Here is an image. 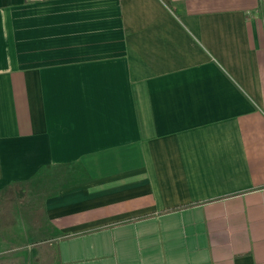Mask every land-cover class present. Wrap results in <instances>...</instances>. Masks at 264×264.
I'll return each instance as SVG.
<instances>
[{"label":"crops","instance_id":"1","mask_svg":"<svg viewBox=\"0 0 264 264\" xmlns=\"http://www.w3.org/2000/svg\"><path fill=\"white\" fill-rule=\"evenodd\" d=\"M42 174L57 264H264V0H0L2 225Z\"/></svg>","mask_w":264,"mask_h":264},{"label":"rangeland","instance_id":"2","mask_svg":"<svg viewBox=\"0 0 264 264\" xmlns=\"http://www.w3.org/2000/svg\"><path fill=\"white\" fill-rule=\"evenodd\" d=\"M74 168L72 169L75 171ZM58 173L59 168H53L52 175ZM41 179H36L35 182L31 183L30 190L24 189L26 191L14 200L19 205V213L14 215L18 222L16 224V221L13 223L17 226L11 225L7 227L6 223L2 225L0 222V235L9 242L8 244L0 245V255L2 253L16 254V260L13 263H11V260L7 262L5 255V258L0 256V264H57L52 254L54 246L45 242L49 237H54L56 233L52 230L50 235L49 228H46V223H44L46 218L42 206L44 197L42 196L43 180ZM52 192H55V190L53 189ZM28 194L30 195L28 196ZM16 207L15 205L13 206V208ZM12 238L15 243L11 242Z\"/></svg>","mask_w":264,"mask_h":264},{"label":"trees","instance_id":"3","mask_svg":"<svg viewBox=\"0 0 264 264\" xmlns=\"http://www.w3.org/2000/svg\"><path fill=\"white\" fill-rule=\"evenodd\" d=\"M52 170H53V168H52ZM56 175H57V174H54V175H51V176L54 178V177H56ZM39 178H40V179H41V178L43 179V174L40 175ZM42 179H41V180H42ZM52 180H53V179H52ZM53 181H54V180H53ZM42 182H43V181H42ZM54 184H55V183H53L52 186H54Z\"/></svg>","mask_w":264,"mask_h":264}]
</instances>
